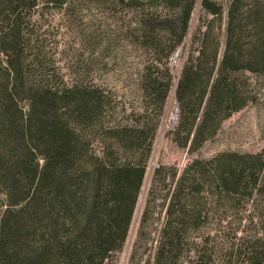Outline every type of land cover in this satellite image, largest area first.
Listing matches in <instances>:
<instances>
[{
    "label": "trees",
    "instance_id": "obj_1",
    "mask_svg": "<svg viewBox=\"0 0 264 264\" xmlns=\"http://www.w3.org/2000/svg\"><path fill=\"white\" fill-rule=\"evenodd\" d=\"M71 1L0 0V264H116L171 89V139L189 155L258 98L250 76L264 73V0H106L91 54L130 48L142 65L141 109L120 118L94 77H65L39 31L55 25L36 17L39 4ZM186 39L175 75L171 58ZM169 177L155 264L174 262L200 227L191 264H264V148L192 157L180 171L160 164L143 214ZM234 214L256 230L228 239Z\"/></svg>",
    "mask_w": 264,
    "mask_h": 264
},
{
    "label": "rangeland",
    "instance_id": "obj_2",
    "mask_svg": "<svg viewBox=\"0 0 264 264\" xmlns=\"http://www.w3.org/2000/svg\"><path fill=\"white\" fill-rule=\"evenodd\" d=\"M217 1L225 6L228 0ZM38 6L34 12L38 19L43 16L54 18L53 27L41 28L39 31L45 33L43 36L48 45L55 48V58L65 77H94L106 89L111 99L110 111L113 117L120 118L123 115L122 110L126 113L140 111L141 90L137 78L142 65L139 53L123 47L120 51L113 50L110 53L103 50L98 58L91 54L93 50H100L101 47L98 44L99 38L94 36L104 30L101 24L106 16V0H72L61 9L41 4ZM200 14L198 1L191 14V27L195 26ZM187 41L188 39L171 58L170 64L175 75L179 73ZM250 77L256 82L257 100L225 119L217 134L192 155L187 154L186 149L177 146L171 139L179 113L174 88L171 89L153 141L129 232L116 256V264H155L167 197L164 194L173 184L171 177L165 182L156 181L154 193L158 198L150 205L146 214L143 211L154 171L160 164L174 166L180 171L192 157L208 158L227 150L255 153L264 148V73ZM227 226L228 239L234 241L243 236L245 231L256 230L254 223L243 220L239 214H234ZM192 241H201V227L187 231L184 240L175 247L174 262L167 264H191L192 248L195 245Z\"/></svg>",
    "mask_w": 264,
    "mask_h": 264
}]
</instances>
